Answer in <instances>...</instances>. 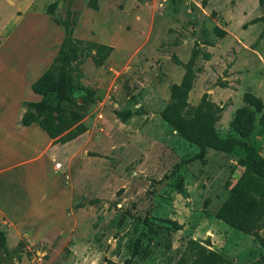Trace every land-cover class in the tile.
I'll return each mask as SVG.
<instances>
[{
	"label": "rangeland",
	"instance_id": "1",
	"mask_svg": "<svg viewBox=\"0 0 264 264\" xmlns=\"http://www.w3.org/2000/svg\"><path fill=\"white\" fill-rule=\"evenodd\" d=\"M26 2L0 0V34L7 42L1 64L28 59L38 66L56 54L64 35L52 18L68 8L76 13L75 38L112 51L101 66L93 61L95 51L75 66L76 80L95 92L87 105L83 93L74 95L86 131L65 144L56 141L42 159L23 166L22 191L7 202L20 203L18 212L28 216L0 217L7 235L0 264H193L199 247L216 264H264V229L257 238L215 217L243 172V150L207 149L203 163L195 159L199 148L161 118L196 50L201 71L188 106L208 94L223 107L215 125L221 137L232 135L230 122L245 93L264 102V5L98 0L93 10L88 0H32L28 10ZM24 97L40 100L26 87ZM262 114L248 142L264 158ZM34 156L35 150L25 158Z\"/></svg>",
	"mask_w": 264,
	"mask_h": 264
},
{
	"label": "trees",
	"instance_id": "2",
	"mask_svg": "<svg viewBox=\"0 0 264 264\" xmlns=\"http://www.w3.org/2000/svg\"><path fill=\"white\" fill-rule=\"evenodd\" d=\"M264 5V0H259ZM91 9H98V0H88ZM57 3H52L47 14L52 15ZM54 24L63 29L64 38L48 68L31 85L33 94L40 97L39 101L24 104L21 125L24 127L37 125L54 141L67 143L86 131L82 123L84 114L73 106L76 105L74 95L83 93L82 105L95 102V92L83 87L74 76L75 66L82 64L84 59L95 51L93 61L101 66L112 51L111 47L83 41L74 37L76 13L66 9L65 16L52 18ZM220 36L224 32L218 30ZM200 50L194 51L186 65V71L180 84L174 86L168 104L161 112V118L183 139L199 148L195 159L206 162L204 154L207 149L231 154L237 148L244 152L239 160L243 168L240 177L235 181L228 197L218 209L215 217L227 226L244 234L259 237L264 229V158L259 151L248 142L255 129L256 115L264 109V102L251 93H245L243 106L236 110L230 122L232 135L221 137L216 130V123L221 118L223 107L218 106L204 94L199 103L189 109L188 94L191 91L195 74L201 69L196 67ZM205 61L210 54L202 52ZM124 120L126 117L123 118ZM259 124L264 129V114ZM0 249L6 252V236L0 231ZM193 264H216L213 254L199 247ZM177 264H186L180 260Z\"/></svg>",
	"mask_w": 264,
	"mask_h": 264
},
{
	"label": "crops",
	"instance_id": "3",
	"mask_svg": "<svg viewBox=\"0 0 264 264\" xmlns=\"http://www.w3.org/2000/svg\"><path fill=\"white\" fill-rule=\"evenodd\" d=\"M31 1L27 0L25 9L29 10ZM20 4L24 5L23 1L19 2V6ZM14 20L18 22L16 18ZM9 36L11 37V34ZM6 43L0 34V48ZM51 54L50 59H42L38 66L37 64L33 66V61L28 59H25L22 65L0 63V217L28 216L18 212L20 203L7 201H12L17 197L16 194L22 191L23 166L42 159L56 145V141L49 138L46 133L43 136L37 125L32 124L27 127L21 125L22 115L25 112L24 104L36 102L24 97V89L26 87L31 90V85L48 68L56 55L53 51ZM41 62L44 65L40 68ZM33 73L35 77H32ZM40 143L41 150H39ZM33 150L35 156L25 158Z\"/></svg>",
	"mask_w": 264,
	"mask_h": 264
},
{
	"label": "bare ground",
	"instance_id": "4",
	"mask_svg": "<svg viewBox=\"0 0 264 264\" xmlns=\"http://www.w3.org/2000/svg\"><path fill=\"white\" fill-rule=\"evenodd\" d=\"M59 165L55 164V167L57 168Z\"/></svg>",
	"mask_w": 264,
	"mask_h": 264
},
{
	"label": "built area",
	"instance_id": "5",
	"mask_svg": "<svg viewBox=\"0 0 264 264\" xmlns=\"http://www.w3.org/2000/svg\"><path fill=\"white\" fill-rule=\"evenodd\" d=\"M57 165H59V164H57ZM60 166V165H59ZM59 166L57 167V168H59ZM56 168V167H55Z\"/></svg>",
	"mask_w": 264,
	"mask_h": 264
}]
</instances>
